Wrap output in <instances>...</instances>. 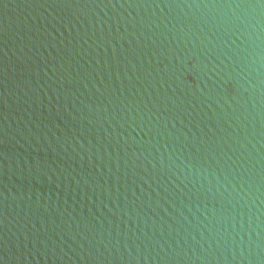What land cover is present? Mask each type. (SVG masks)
<instances>
[{
    "label": "water",
    "instance_id": "95a60500",
    "mask_svg": "<svg viewBox=\"0 0 264 264\" xmlns=\"http://www.w3.org/2000/svg\"><path fill=\"white\" fill-rule=\"evenodd\" d=\"M0 264H264V0H0Z\"/></svg>",
    "mask_w": 264,
    "mask_h": 264
}]
</instances>
